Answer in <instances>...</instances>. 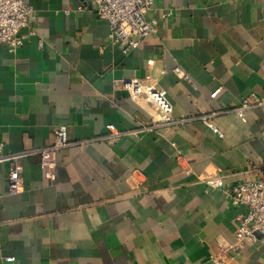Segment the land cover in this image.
I'll return each instance as SVG.
<instances>
[{
    "label": "crops",
    "instance_id": "obj_1",
    "mask_svg": "<svg viewBox=\"0 0 264 264\" xmlns=\"http://www.w3.org/2000/svg\"><path fill=\"white\" fill-rule=\"evenodd\" d=\"M23 1L22 44H0V152L30 153L0 160V264H214L246 206L203 179L264 174V105L235 111L264 97V0H154L156 31L128 53L91 0ZM129 77L165 89L181 121L156 125L152 104L115 87ZM58 125L71 143L49 178L38 150ZM222 256L264 264V244Z\"/></svg>",
    "mask_w": 264,
    "mask_h": 264
},
{
    "label": "built area",
    "instance_id": "obj_2",
    "mask_svg": "<svg viewBox=\"0 0 264 264\" xmlns=\"http://www.w3.org/2000/svg\"><path fill=\"white\" fill-rule=\"evenodd\" d=\"M91 2L92 6L89 10L108 23L106 43L117 45L123 53L137 48L156 31L157 19L147 17L154 0H91ZM79 8L83 7L79 6ZM31 14L32 7L23 0H0V44L6 43L11 51H15L23 42L22 37L19 36V30L28 25ZM30 32L34 33L32 30ZM179 70L178 68L177 71ZM146 79L148 80L149 77ZM114 85L127 90L132 99L136 101L143 99L145 103L152 104L158 114L156 125L174 124L181 121L172 115V105L165 89L137 77L116 80ZM262 105H264V97L252 93L244 97L235 111L244 118L246 109ZM201 118L208 126L217 130L208 120L209 115ZM108 127L111 130L109 138L122 134L113 124H109ZM53 133V141L38 150L40 165L49 178L55 177L54 156L56 151L71 143L67 137L65 125L56 126ZM29 153V150L12 153L0 152V160H17ZM203 183L210 188H223L233 205L246 206V211L239 217L235 239L227 244L221 243L220 252L212 255L211 261L214 264H227L222 256L225 251L239 252L243 249L245 242L264 244V174L258 178L237 183L230 188L224 185L222 175L205 177ZM21 185L19 169L13 167L9 172L8 190L17 192ZM5 260L12 261L14 257L6 256Z\"/></svg>",
    "mask_w": 264,
    "mask_h": 264
}]
</instances>
